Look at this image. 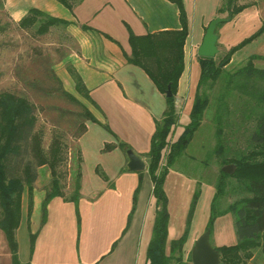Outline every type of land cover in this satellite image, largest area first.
Wrapping results in <instances>:
<instances>
[{"label": "crops", "instance_id": "1", "mask_svg": "<svg viewBox=\"0 0 264 264\" xmlns=\"http://www.w3.org/2000/svg\"><path fill=\"white\" fill-rule=\"evenodd\" d=\"M22 1L21 5L29 7L14 8L13 15L18 21L30 9L37 8L71 22L68 32L74 35L78 50L68 56V61L81 75L90 97L96 102L92 112L99 122H92L80 140L83 157L80 227L75 202L60 196L49 202L47 219L42 223L40 209L46 191L37 186L29 219V192L26 189L22 196L21 222L16 231L19 259L29 264H149L147 248L152 239L157 209L153 181L148 168L142 172L127 169L126 151L119 146V142L127 143L147 161L157 121L163 118L167 101L166 95L144 69L128 62L126 55L132 53L129 28L138 36L179 30L182 24L178 5L171 0H79L69 9L58 0ZM220 2L184 0L189 35L184 47L185 69L176 95L178 115L192 109L201 73L198 50L210 21L222 15L218 12ZM82 25L90 29H83ZM62 79L70 90L75 89V82L68 72L62 73ZM96 125L103 130L97 149L102 156H106L97 166L106 173L107 181L96 171L95 176L86 172L83 140ZM107 143L115 145L114 148L104 151ZM172 174L171 168L165 189ZM47 178L48 181L51 179L50 170ZM180 180L184 182L185 179ZM140 182L136 210L128 225L134 194ZM215 193L216 188L213 196ZM169 210L168 239L171 241L180 237L185 228L171 238V232L176 228L170 198ZM222 217L224 215L215 221L216 231ZM31 233L36 234L33 246ZM216 240L221 243L218 246L227 242L218 234ZM236 242L233 237L227 243ZM0 264H12L8 240L1 229Z\"/></svg>", "mask_w": 264, "mask_h": 264}, {"label": "rangeland", "instance_id": "2", "mask_svg": "<svg viewBox=\"0 0 264 264\" xmlns=\"http://www.w3.org/2000/svg\"><path fill=\"white\" fill-rule=\"evenodd\" d=\"M70 1L75 3L79 0ZM20 3L23 1L0 0V93L10 91L26 95L31 100L38 117L37 129L44 133L45 149H49L56 134L62 137L67 152L66 161L60 170L63 173V188L69 197L74 193L79 165L83 162L80 140L92 124V121L86 119L85 107L91 111L93 108V104L77 91L76 83L75 89L70 90L62 79L64 72H68L73 78L69 69L74 66L68 61V56L78 50V44L74 35L68 32V26H52L44 35L36 33L39 23L31 28L20 27L13 10L18 6H23V9L29 7ZM239 3L251 6L217 28L218 62H221L232 48L255 35L264 24V0H239ZM220 17L227 18V13ZM230 56V62L224 65V73L217 82L212 86H202L201 93L208 95L210 100L202 125L186 150L171 166L173 174L166 189L171 200L176 228L175 231L172 230L171 238L176 237L179 230L181 232L187 228L195 194L199 192L189 229L190 241L184 245L182 253H175V257H181V261L173 259L171 264L193 263L192 251L196 241L206 231L213 190L226 166L222 157L236 156L250 147L255 120L262 111L257 95L264 89V79H247L235 73L245 67L251 58L257 68H264V33ZM64 91L71 93L77 101L66 97ZM190 113L191 111L187 110L179 113L174 138H178L189 123ZM83 123L86 124L87 130L78 136L83 129ZM102 131L96 125L83 140L86 172L93 176L97 173V165L106 157L97 149ZM29 161L35 163L31 151L25 152L19 158L14 157L9 163L10 174L23 176L25 164ZM147 162L149 165V159ZM34 168L37 172L35 186L48 189L51 181L47 178L49 167L34 165ZM182 178L185 179L184 182L180 180ZM245 195L247 193L237 179L230 177L225 193L219 201V207L225 209ZM216 233L227 242L233 237L237 241L232 214L224 215L218 221L217 231L213 228L210 241L214 247L219 243ZM227 242L222 245L232 244ZM168 252L170 253V248ZM243 264H264L261 248H256L253 258Z\"/></svg>", "mask_w": 264, "mask_h": 264}, {"label": "trees", "instance_id": "3", "mask_svg": "<svg viewBox=\"0 0 264 264\" xmlns=\"http://www.w3.org/2000/svg\"><path fill=\"white\" fill-rule=\"evenodd\" d=\"M58 1L69 9L73 8V3L70 0ZM171 1L178 5L182 24L181 29L138 36L129 28L132 53L131 55H126L129 63L144 69L162 93L166 95L169 86L173 92L171 97L166 96L167 108L163 118L157 121V128L152 137L151 149L148 153V170L153 181V195L157 204L153 235L147 248L149 264H171L173 259L181 261V257H175V253H182L183 247L188 240L194 206L199 192L195 194L184 233L180 237L169 241L170 210L165 182L171 166L186 150L195 133L202 125L210 100L208 95L201 93V88L204 85L212 86L217 82L224 73V65L230 62V55L264 33L263 24L255 35L232 48L221 62H218L216 57H198L201 73L190 113V121L178 138H174L173 134L178 119L176 95L180 78L185 69L184 47L189 35V21L184 0ZM250 6V4L239 3V0H221L218 12L220 14L227 13V21H231ZM36 24H38L36 33L44 35L52 26H68L71 22L51 16L37 8L30 9L29 13L19 21V26L22 28H31ZM82 27L83 29H90L87 25H82ZM69 70L75 80L77 91L90 103L97 106L96 102L90 97V92L81 75L74 68ZM236 74H240L247 79L256 77L264 79V68H257L252 63L251 58L248 64L237 71ZM64 95L77 101V98L68 91H64ZM257 100L262 106V111L256 117L255 128L250 136V147L236 156L226 155L222 157L223 163L225 165H234L235 170L233 174L221 171L216 184V193L211 201L210 216L206 229L210 228L212 232L216 219L231 213L235 218V229L238 237L235 244L216 246L221 255L220 264H243L253 258L256 248H261L264 255V89L257 95ZM85 112L87 120L95 123L99 122L89 108L85 107ZM37 122L38 117L35 105L26 95L10 91L0 93V229L6 234L12 254V264H29L22 263L19 259L16 231L21 222L22 196L26 189L29 192V219L33 212V196L37 178L34 165L48 166L51 172L50 187L48 189L45 188L46 194L42 203V223L47 219L49 202L53 198L60 196L75 202L79 227L81 224L79 199L83 176L82 162L77 172L74 193L67 197L62 184L63 173L60 170V167L66 161L67 146L63 142L62 137L56 134L49 149H45L43 146L44 133L42 130L37 129ZM81 126L83 129L78 136H81L87 130L85 123L81 124ZM106 128L110 130L109 127L106 126ZM114 146L107 143L104 151H110ZM119 146L124 151L131 148L123 141L119 142ZM28 151H31L35 163L29 161L25 164L23 176L11 175L9 171L10 161L14 157L23 156ZM164 159L165 163H163ZM97 173L104 180H109L106 173L99 167L97 168ZM230 177L237 179L247 195L229 204L225 209H221L219 201L225 193L228 178ZM140 189L141 182L134 194L133 208L129 216L128 225L136 210ZM35 237L36 234L31 233L32 246ZM168 247L170 248V253L168 252Z\"/></svg>", "mask_w": 264, "mask_h": 264}, {"label": "water", "instance_id": "4", "mask_svg": "<svg viewBox=\"0 0 264 264\" xmlns=\"http://www.w3.org/2000/svg\"><path fill=\"white\" fill-rule=\"evenodd\" d=\"M228 19L224 17H216L212 19L207 27L203 42L199 47L198 55L202 57H216L218 54V39L217 28L218 25L226 22ZM173 95L172 89L169 86L166 92L167 97ZM127 155V169L132 172H142L148 168L147 161L132 148L126 151ZM235 170L234 165H226L223 168L228 174H233ZM211 229L208 228L196 241V245L192 251L193 264H220L221 255L216 247L210 241Z\"/></svg>", "mask_w": 264, "mask_h": 264}]
</instances>
